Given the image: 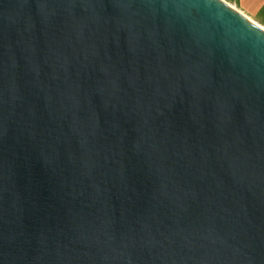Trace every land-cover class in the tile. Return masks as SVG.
I'll use <instances>...</instances> for the list:
<instances>
[{
  "label": "water",
  "instance_id": "1",
  "mask_svg": "<svg viewBox=\"0 0 264 264\" xmlns=\"http://www.w3.org/2000/svg\"><path fill=\"white\" fill-rule=\"evenodd\" d=\"M0 264H264V28L0 0Z\"/></svg>",
  "mask_w": 264,
  "mask_h": 264
},
{
  "label": "crops",
  "instance_id": "2",
  "mask_svg": "<svg viewBox=\"0 0 264 264\" xmlns=\"http://www.w3.org/2000/svg\"><path fill=\"white\" fill-rule=\"evenodd\" d=\"M230 1L231 2L233 1L238 9H240L242 12L250 16L258 24L264 27V0H254V2L256 3V7L252 5V9L246 7V4L243 5V3H241L240 5L236 0H230ZM240 2H242V0H240Z\"/></svg>",
  "mask_w": 264,
  "mask_h": 264
},
{
  "label": "rangeland",
  "instance_id": "3",
  "mask_svg": "<svg viewBox=\"0 0 264 264\" xmlns=\"http://www.w3.org/2000/svg\"><path fill=\"white\" fill-rule=\"evenodd\" d=\"M228 3H231V4H233V5H235L234 4V2L232 1H230V0H226ZM240 5H241V3H243V5L244 4H246V7H248V8H251L252 9V5H254L255 7H256V3L254 2V0H242V2H240V0H236ZM242 5V6H243ZM236 6V5H235ZM237 7V6H236ZM244 7V6H243ZM254 9V8H253Z\"/></svg>",
  "mask_w": 264,
  "mask_h": 264
},
{
  "label": "bare ground",
  "instance_id": "4",
  "mask_svg": "<svg viewBox=\"0 0 264 264\" xmlns=\"http://www.w3.org/2000/svg\"><path fill=\"white\" fill-rule=\"evenodd\" d=\"M235 10L237 11H241L240 9H238L235 5L229 3ZM242 12V11H241ZM256 22V21H255ZM257 23V22H256ZM258 24V23H257ZM260 27L264 28L263 26H261L260 24H258Z\"/></svg>",
  "mask_w": 264,
  "mask_h": 264
}]
</instances>
